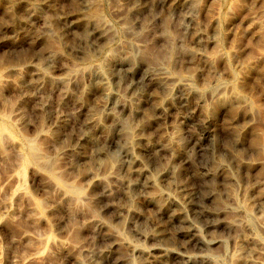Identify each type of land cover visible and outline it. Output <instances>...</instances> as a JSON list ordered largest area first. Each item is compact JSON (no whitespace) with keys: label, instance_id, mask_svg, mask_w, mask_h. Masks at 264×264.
I'll return each instance as SVG.
<instances>
[{"label":"rangeland","instance_id":"1","mask_svg":"<svg viewBox=\"0 0 264 264\" xmlns=\"http://www.w3.org/2000/svg\"><path fill=\"white\" fill-rule=\"evenodd\" d=\"M161 64L190 84L183 101L142 79ZM0 134V264H187L160 248L264 264V0H0ZM110 166L120 183L89 177ZM95 217L135 251L112 249Z\"/></svg>","mask_w":264,"mask_h":264},{"label":"bare ground","instance_id":"2","mask_svg":"<svg viewBox=\"0 0 264 264\" xmlns=\"http://www.w3.org/2000/svg\"><path fill=\"white\" fill-rule=\"evenodd\" d=\"M178 7H179V4H175L174 6V10L175 12L178 11ZM180 10V8H179ZM182 11V10H181ZM177 13V12H176ZM181 15V14H179ZM180 17V16H179ZM177 19V18H176ZM181 19V18H180ZM183 19V17H182ZM181 19V20H182ZM178 20V19H177ZM184 20V19H183ZM188 20V19H187ZM88 23H90L93 27V29L99 34V35H102V36H105L108 34H110L111 32L113 33V31L111 30V27H109L106 22L103 20V18L101 17V15H89L88 16V19H87ZM179 22V21H178ZM185 22V21H184ZM176 23V22H175ZM177 24V23H176ZM180 24V23H179ZM185 24V23H184ZM181 26V25H179ZM111 33V34H112ZM113 36V35H112ZM109 37H111V35H109L107 38L109 39ZM164 39L167 41L169 39L168 36L164 37L163 38V42H164ZM111 40V38H110ZM172 40V39H170ZM103 41V40H102ZM169 42V40L167 41V43ZM172 44V43H171ZM124 55V54H123ZM125 56V55H124ZM125 57H123L124 59ZM89 59V58H88ZM111 59V58H110ZM121 60V59H120ZM120 60H119V65H120ZM128 62V61H127ZM129 63V62H128ZM128 63H126L125 65H127ZM118 65V64H117ZM152 66V65H151ZM93 67V66H91ZM95 69L97 70L99 68V65H94ZM121 67V66H120ZM36 70V69H35ZM142 70V68H141ZM92 71V70H91ZM40 72V71H39ZM93 72H96L94 69H93ZM101 71H99L100 73ZM140 72V71H139ZM98 74V73H97ZM137 74V73H136ZM141 74V73H140ZM98 76V75H97ZM96 76V77H97ZM128 76V75H127ZM36 77V76H35ZM138 77V76H137ZM72 78V75H66L64 77H61V78H58L56 79L57 82L61 83V84H66L68 83ZM101 78V77H100ZM142 79L143 80H149V81H154L164 87H166V98L167 97H171L172 95L175 96L179 101H183L184 97H185V94L188 92V91H191L192 88L190 86V84L188 83V81L186 80H181V79H176L172 74L171 72L167 69L166 66L164 65H156V66H152V68H150L145 74L142 75ZM101 80V79H99ZM103 80V79H102ZM140 82V81H139ZM143 85V84H142ZM61 86V85H60ZM103 87L104 84H103ZM63 88V87H62ZM101 92V91H100ZM107 93V92H106ZM110 95V94H109ZM148 99V98H147ZM228 100H235V99H238V95L235 94V93H230L227 95V98ZM177 102V103H178ZM240 103V102H239ZM182 105V104H181ZM235 105V104H234ZM248 105V104H246ZM245 105V107H247ZM114 106L115 107H119L121 108L122 110L124 109H127V103L125 100L123 99H119V100H116L115 103H114ZM102 107H104V105H102ZM171 108V107H170ZM110 110V109H109ZM114 112H115V109H114ZM103 113V112H102ZM159 114V113H158ZM131 115V114H130ZM132 116V115H131ZM138 117V116H137ZM89 123L95 127H100V124L98 122L97 119L95 118H91L89 120ZM126 123V122H125ZM91 128V127H90ZM1 129H2V126H1ZM4 129H2L3 131ZM94 131V129H92ZM1 131V134H3L4 132ZM102 131V130H101ZM0 134V135H1ZM104 134V132L102 133ZM3 136V135H2ZM136 137V136H135ZM1 138V137H0ZM208 138V137H207ZM3 139V138H2ZM2 139L0 141H2ZM164 143V142H163ZM31 144V143H30ZM35 144V143H34ZM143 144V143H142ZM33 145V144H32ZM145 146V145H144ZM34 147V146H33ZM32 147V148H33ZM39 147V146H37ZM17 149V148H16ZM36 149V148H35ZM160 149V148H159ZM161 149H162V146H161ZM160 149V150H161ZM159 150V151H160ZM200 150V149H198ZM162 152V151H161ZM200 152V151H199ZM32 153V152H31ZM120 158H123V159H126L127 161H130L132 163H135L137 162V159L136 157L133 155L132 151H131V141H126V143L124 144V146L121 148L120 152ZM151 154V153H150ZM34 155V154H33ZM32 155V156H33ZM152 155V154H151ZM47 164V163H46ZM45 164V166H46ZM49 164V163H48ZM44 166V164H43ZM48 166V165H47ZM46 166V167H47ZM49 167V166H48ZM48 167L46 169H48ZM52 167V166H51ZM50 168V167H49ZM135 168V167H134ZM125 169V168H124ZM98 171V170H97ZM126 172V171H125ZM141 173H143L142 170H138V174L141 175ZM89 174V173H88ZM171 174V173H170ZM46 176V175H45ZM22 177V176H20ZM48 181H49V185L53 186L60 194V196L67 200V203L68 201H71L72 203L75 204V206L77 207H80L82 208V206H85V200L86 199V196L81 189L80 187H77L75 185H65L64 183L61 182V180L55 175V174H49L48 176ZM89 177H92V179L94 180L95 184H105V182L107 180H114V181H117L118 182V177L113 169L112 166L106 168L105 170L101 171V172H95V173H91ZM222 177V176H221ZM113 181V182H114ZM116 182V183H117ZM120 183V182H118ZM126 186H130L132 183L134 184L135 182H132L131 180H127L126 182H124ZM124 185V186H125ZM102 186V185H101ZM103 187V186H102ZM101 187V188H102ZM123 188V187H122ZM126 189V188H125ZM22 190V189H21ZM124 190V189H123ZM103 193V192H102ZM108 193V192H106ZM19 194H22V193H19ZM20 196H23L25 197L28 202L30 201V198L29 196L23 192L22 195ZM164 197V199L167 201V202H172L173 201V198L169 195V194H164L162 195ZM105 197V196H104ZM103 197V198H104ZM148 200H152V197H149ZM110 201V200H109ZM65 202V201H64ZM148 202V201H147ZM151 203V202H150ZM154 203V202H153ZM40 204V203H39ZM152 204V203H151ZM111 206V205H110ZM224 211V210H223ZM225 211H228L230 212L231 214L233 213V211H230L229 209H225ZM91 212V211H90ZM227 212V214H228ZM220 213H222V211H220ZM94 214V213H92ZM229 214V215H231ZM234 214V213H233ZM223 215V214H222ZM222 217V216H220ZM212 218V217H211ZM214 218V217H213ZM173 219H176L177 218L175 216H173ZM175 220V221H176ZM93 225L97 228H99L100 230H106V235L109 236V237H112L114 240H115V244L113 245L112 249H115L116 247L118 246H124L126 251H128L129 253L130 252H134V248H132L130 245H127V243L124 241V239L121 237L120 233L111 225V224H108L107 222L95 217L92 221ZM177 222L180 223V219L177 220ZM187 224V223H186ZM227 224L229 226H233V225H236V222L235 221H229L227 222ZM182 228V227H181ZM235 228V227H234ZM233 229V228H232ZM186 235L187 237L189 238V241H192L194 244H196L197 246H209L211 244V242H206V241H203V239L199 238L200 235H199V231L194 228V227H190L187 232H186ZM184 237V236H183ZM188 240V239H187ZM53 242V241H52ZM51 243V242H50ZM61 244V243H60ZM218 244V242H217ZM216 245V244H215ZM61 246V245H60ZM63 246V245H62ZM62 246L60 248H62ZM68 247V246H67ZM214 247V246H213ZM125 251V250H124ZM156 253L158 254V257L159 259L160 258H164L166 256H173L175 258H179V259H182L184 260L185 262H187V264H207L209 263L211 260L208 258V257H204V256H201V258L199 257L198 259L195 257V260L194 262L193 261H190V259L188 260L186 256L184 255H180L178 253H175L174 251L172 250H168V249H157L156 250Z\"/></svg>","mask_w":264,"mask_h":264}]
</instances>
